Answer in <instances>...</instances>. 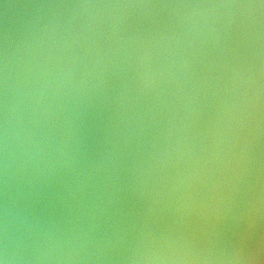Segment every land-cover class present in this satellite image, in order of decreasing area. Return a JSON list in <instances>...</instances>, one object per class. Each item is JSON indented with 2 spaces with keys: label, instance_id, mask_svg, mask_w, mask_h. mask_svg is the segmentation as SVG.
Masks as SVG:
<instances>
[{
  "label": "water",
  "instance_id": "obj_1",
  "mask_svg": "<svg viewBox=\"0 0 264 264\" xmlns=\"http://www.w3.org/2000/svg\"><path fill=\"white\" fill-rule=\"evenodd\" d=\"M0 264H264V0H0Z\"/></svg>",
  "mask_w": 264,
  "mask_h": 264
}]
</instances>
